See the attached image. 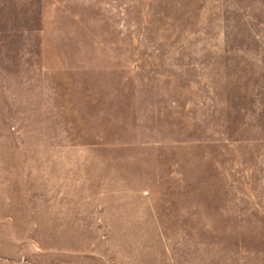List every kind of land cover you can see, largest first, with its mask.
I'll return each instance as SVG.
<instances>
[{"label":"rangeland","instance_id":"obj_1","mask_svg":"<svg viewBox=\"0 0 264 264\" xmlns=\"http://www.w3.org/2000/svg\"><path fill=\"white\" fill-rule=\"evenodd\" d=\"M0 264H264V0H0Z\"/></svg>","mask_w":264,"mask_h":264}]
</instances>
